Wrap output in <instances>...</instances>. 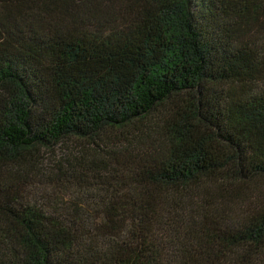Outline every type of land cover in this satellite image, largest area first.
Wrapping results in <instances>:
<instances>
[{"label":"trees","instance_id":"16d2710c","mask_svg":"<svg viewBox=\"0 0 264 264\" xmlns=\"http://www.w3.org/2000/svg\"><path fill=\"white\" fill-rule=\"evenodd\" d=\"M0 264H264V0H0Z\"/></svg>","mask_w":264,"mask_h":264},{"label":"rangeland","instance_id":"374dc122","mask_svg":"<svg viewBox=\"0 0 264 264\" xmlns=\"http://www.w3.org/2000/svg\"><path fill=\"white\" fill-rule=\"evenodd\" d=\"M83 144H81V142L79 140L76 142V139H73V140L68 141L66 143V145H62L61 147L56 148V150H54V151H49L47 154V156L49 157V160L47 163V166L49 168V172L55 170V164H56L57 160L61 159L63 156H65L64 153L67 150H71L72 152H76V150H78L80 148V146H82Z\"/></svg>","mask_w":264,"mask_h":264}]
</instances>
